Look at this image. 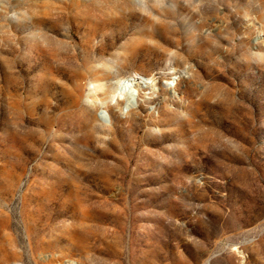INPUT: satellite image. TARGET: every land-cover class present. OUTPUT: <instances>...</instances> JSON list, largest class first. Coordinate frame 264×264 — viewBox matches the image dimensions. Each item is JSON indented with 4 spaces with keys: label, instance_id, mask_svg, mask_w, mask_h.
<instances>
[{
    "label": "rangeland",
    "instance_id": "374dc122",
    "mask_svg": "<svg viewBox=\"0 0 264 264\" xmlns=\"http://www.w3.org/2000/svg\"><path fill=\"white\" fill-rule=\"evenodd\" d=\"M0 264H264V0H0Z\"/></svg>",
    "mask_w": 264,
    "mask_h": 264
},
{
    "label": "bare ground",
    "instance_id": "6f19581e",
    "mask_svg": "<svg viewBox=\"0 0 264 264\" xmlns=\"http://www.w3.org/2000/svg\"><path fill=\"white\" fill-rule=\"evenodd\" d=\"M181 78L179 75L174 76L171 84L166 82L167 86H169L168 90L163 91L161 85L152 76L135 72L119 79L110 97L107 96V93H104V97L99 98L97 91L100 86L93 87L91 96L86 100V109L90 114L93 112V119L96 118V112L101 110L100 112L102 114H99V116L103 118L105 115L109 120L110 114L114 111L118 112L121 116H126L131 112H135L143 99L153 101L154 97L161 96L165 93L162 100L154 101L153 106L150 107L156 110L164 106L166 100H175L181 97V92H178V85L182 80ZM94 98H98L101 106H96Z\"/></svg>",
    "mask_w": 264,
    "mask_h": 264
}]
</instances>
